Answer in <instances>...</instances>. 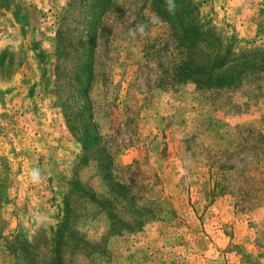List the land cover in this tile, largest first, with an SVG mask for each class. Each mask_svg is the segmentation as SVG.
<instances>
[{"label": "rangeland", "instance_id": "374dc122", "mask_svg": "<svg viewBox=\"0 0 264 264\" xmlns=\"http://www.w3.org/2000/svg\"><path fill=\"white\" fill-rule=\"evenodd\" d=\"M262 69L264 0H0V264H264Z\"/></svg>", "mask_w": 264, "mask_h": 264}, {"label": "trees", "instance_id": "16d2710c", "mask_svg": "<svg viewBox=\"0 0 264 264\" xmlns=\"http://www.w3.org/2000/svg\"><path fill=\"white\" fill-rule=\"evenodd\" d=\"M95 34L93 33L92 35V47L93 45H95V38H94ZM179 45L180 47H184L186 46L185 41L179 40ZM94 49V47H93ZM90 55H92L90 53ZM238 60V58H225V59H221L218 63H215L214 65H212L209 69H201L199 67H197L190 59H188V62H184L181 61V63L177 66V71H176V78H178L179 82H184V81H188L191 80L193 81L195 84H197L199 87H204L206 89H211V88H223L225 86H229L232 85L234 83H236L238 80V72H232V73H227L225 72L224 67L227 64H233ZM90 71L88 73L89 78H91L92 74H91V67L89 68ZM215 70H219V72H221L220 74H215ZM264 70V69H262ZM80 86H82V84H80ZM87 90L89 91V84L87 87ZM84 91V93L87 92ZM82 95L84 97L85 100V105L88 107V102L86 100V95L83 94ZM95 138H97L96 135H93ZM88 139L87 143H93L95 141V138H93L92 136L88 135L86 137ZM119 187H121L122 185H118ZM68 213L66 212V215H63L61 218V227H66L68 225ZM64 235L63 233L61 234L60 231L56 234V237L53 238L52 241L55 240V242L57 243V241H59V239H63ZM53 253V255H52ZM62 262V263H61ZM49 264H65L64 263V257L61 253H59L58 251V244L56 246V248L53 249V251L50 252L49 254Z\"/></svg>", "mask_w": 264, "mask_h": 264}, {"label": "clouds", "instance_id": "9594fccd", "mask_svg": "<svg viewBox=\"0 0 264 264\" xmlns=\"http://www.w3.org/2000/svg\"><path fill=\"white\" fill-rule=\"evenodd\" d=\"M173 7H174V6H173ZM141 32H143V29H141ZM38 176H39V174H38L37 172H34V173H33V177H34V179H35V178H38Z\"/></svg>", "mask_w": 264, "mask_h": 264}]
</instances>
